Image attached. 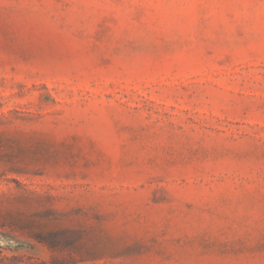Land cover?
Here are the masks:
<instances>
[{
	"label": "rangeland",
	"instance_id": "rangeland-1",
	"mask_svg": "<svg viewBox=\"0 0 264 264\" xmlns=\"http://www.w3.org/2000/svg\"><path fill=\"white\" fill-rule=\"evenodd\" d=\"M0 264H264V0H0Z\"/></svg>",
	"mask_w": 264,
	"mask_h": 264
}]
</instances>
